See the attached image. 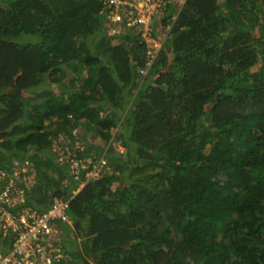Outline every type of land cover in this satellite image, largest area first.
Instances as JSON below:
<instances>
[{
    "label": "trees",
    "instance_id": "trees-1",
    "mask_svg": "<svg viewBox=\"0 0 264 264\" xmlns=\"http://www.w3.org/2000/svg\"><path fill=\"white\" fill-rule=\"evenodd\" d=\"M103 8L0 0V170L67 202L60 264H264V0L170 1L154 59ZM75 129L96 180L56 161Z\"/></svg>",
    "mask_w": 264,
    "mask_h": 264
},
{
    "label": "built area",
    "instance_id": "built-area-1",
    "mask_svg": "<svg viewBox=\"0 0 264 264\" xmlns=\"http://www.w3.org/2000/svg\"><path fill=\"white\" fill-rule=\"evenodd\" d=\"M170 1L175 4L176 9L185 2L101 0L104 6L102 14L113 23L108 35L120 34L124 26L140 29L142 39L149 49L147 53L154 59L162 43L149 36V26L154 17L161 19L164 16ZM77 133V129L73 130L72 139L62 136L59 138L63 149L59 144H53V150H62L56 161L60 165L68 164L75 179L80 173H84L87 180H96L105 172L107 162L103 157L92 160L91 157L77 156L76 151L82 152L84 149L77 140ZM26 174L27 167L18 162L11 168L0 170V264H60L67 256L60 247L62 230L56 224L58 220L63 221V224L67 222L64 212L67 202L53 199L50 208L41 212L25 206V190L20 183H23ZM84 184L85 182L81 183L73 194L79 192Z\"/></svg>",
    "mask_w": 264,
    "mask_h": 264
},
{
    "label": "rangeland",
    "instance_id": "rangeland-1",
    "mask_svg": "<svg viewBox=\"0 0 264 264\" xmlns=\"http://www.w3.org/2000/svg\"><path fill=\"white\" fill-rule=\"evenodd\" d=\"M114 44V43H113ZM115 133H117V130H113V136H114V134ZM67 138V137H66ZM114 140V139H113ZM113 140H111L110 142L114 145V147L116 148V149H118V150H120L121 149V145L118 143V142H115V141H113ZM99 144H101V141L99 142ZM103 144V143H102ZM109 144V143H108ZM29 156L30 155H28V157H26V158H23V164L25 165V167H28V166H31L32 165V163H31V160H30V158H29ZM27 173H28V168H27ZM31 174V171L29 172V175ZM66 227V226H65ZM63 235V234H62ZM64 239V241H66L67 240V238H66V236L65 235H63L62 236V240ZM77 247V246H76ZM79 246L77 247V249L79 250Z\"/></svg>",
    "mask_w": 264,
    "mask_h": 264
}]
</instances>
